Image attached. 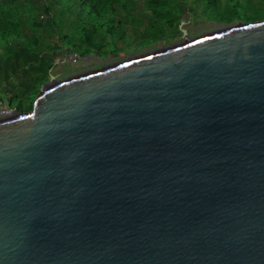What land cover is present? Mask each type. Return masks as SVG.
Returning <instances> with one entry per match:
<instances>
[{"label": "water", "instance_id": "95a60500", "mask_svg": "<svg viewBox=\"0 0 264 264\" xmlns=\"http://www.w3.org/2000/svg\"><path fill=\"white\" fill-rule=\"evenodd\" d=\"M183 35L0 119V264H264V20Z\"/></svg>", "mask_w": 264, "mask_h": 264}, {"label": "trees", "instance_id": "16d2710c", "mask_svg": "<svg viewBox=\"0 0 264 264\" xmlns=\"http://www.w3.org/2000/svg\"><path fill=\"white\" fill-rule=\"evenodd\" d=\"M264 0H0V108L32 109L40 87L73 52L116 57L166 42L185 14L219 23L264 20Z\"/></svg>", "mask_w": 264, "mask_h": 264}, {"label": "rangeland", "instance_id": "374dc122", "mask_svg": "<svg viewBox=\"0 0 264 264\" xmlns=\"http://www.w3.org/2000/svg\"><path fill=\"white\" fill-rule=\"evenodd\" d=\"M263 6L264 4L261 5V7ZM240 22L238 21L225 24L207 20L201 17L199 14H185L180 20V24H182H179V26H181L179 33L172 35L171 38H169L166 42L161 41L142 48H134L135 45H133L128 50H123L116 57L98 58L95 55L79 57L73 52H70L66 55H60L55 60V62L61 66L56 68L51 75L56 81H62L71 77L80 76L85 73L113 65L117 62L126 61L136 56L145 55L173 44H179L184 40L183 31L185 32L187 38L199 37L206 33H212L224 27H228ZM15 113L17 112L14 111L13 108H9L5 105L0 108V119L10 117Z\"/></svg>", "mask_w": 264, "mask_h": 264}]
</instances>
